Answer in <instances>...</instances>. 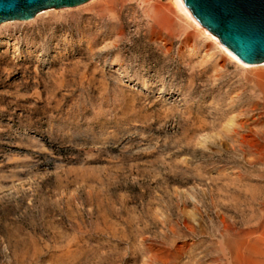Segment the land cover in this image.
Instances as JSON below:
<instances>
[{
	"label": "rangeland",
	"instance_id": "374dc122",
	"mask_svg": "<svg viewBox=\"0 0 264 264\" xmlns=\"http://www.w3.org/2000/svg\"><path fill=\"white\" fill-rule=\"evenodd\" d=\"M249 69L171 0L1 23L0 264H264Z\"/></svg>",
	"mask_w": 264,
	"mask_h": 264
},
{
	"label": "water",
	"instance_id": "95a60500",
	"mask_svg": "<svg viewBox=\"0 0 264 264\" xmlns=\"http://www.w3.org/2000/svg\"><path fill=\"white\" fill-rule=\"evenodd\" d=\"M89 0H0V24L30 20L48 8L75 7ZM200 25L239 59L264 62V0H184Z\"/></svg>",
	"mask_w": 264,
	"mask_h": 264
},
{
	"label": "bare ground",
	"instance_id": "6f19581e",
	"mask_svg": "<svg viewBox=\"0 0 264 264\" xmlns=\"http://www.w3.org/2000/svg\"><path fill=\"white\" fill-rule=\"evenodd\" d=\"M172 5L176 12L182 16L184 19H186L188 22H190L192 25H194L198 30L202 31L205 35L210 37L211 39L215 40L229 55L231 58L235 59L245 67L250 68L249 70H252L255 75V77L258 79V81H264V62L259 63H247L239 59L226 45H224L216 36L213 35L212 32H210L206 27L203 25H200L199 21L195 18L192 11L189 9V7L185 4L184 0H171ZM261 83V82H260ZM263 83V82H262ZM250 130V129H249ZM251 131V130H250ZM248 140L249 141H257L256 137L251 133H248ZM245 137V136H244Z\"/></svg>",
	"mask_w": 264,
	"mask_h": 264
}]
</instances>
